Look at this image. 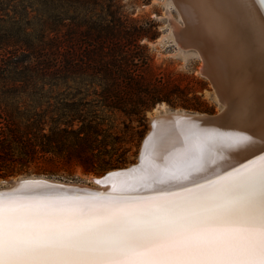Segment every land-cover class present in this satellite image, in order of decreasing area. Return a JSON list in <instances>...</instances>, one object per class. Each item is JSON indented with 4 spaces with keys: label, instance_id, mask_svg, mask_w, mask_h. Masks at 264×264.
Returning a JSON list of instances; mask_svg holds the SVG:
<instances>
[{
    "label": "trees",
    "instance_id": "obj_1",
    "mask_svg": "<svg viewBox=\"0 0 264 264\" xmlns=\"http://www.w3.org/2000/svg\"><path fill=\"white\" fill-rule=\"evenodd\" d=\"M143 33L115 0H0V178L31 168L50 173L37 167L45 160L76 162L96 175L125 164L97 160L109 142L95 112L84 113L93 101H61L62 110L46 125L45 90L71 82L66 89L82 94L88 87L102 108L138 122L157 102L174 107L175 88L152 73L147 48L139 43ZM194 99L181 98L179 105L205 110Z\"/></svg>",
    "mask_w": 264,
    "mask_h": 264
},
{
    "label": "snow or ice",
    "instance_id": "obj_2",
    "mask_svg": "<svg viewBox=\"0 0 264 264\" xmlns=\"http://www.w3.org/2000/svg\"><path fill=\"white\" fill-rule=\"evenodd\" d=\"M160 171L150 195L0 191V264H264V154L215 179Z\"/></svg>",
    "mask_w": 264,
    "mask_h": 264
},
{
    "label": "bare ground",
    "instance_id": "obj_3",
    "mask_svg": "<svg viewBox=\"0 0 264 264\" xmlns=\"http://www.w3.org/2000/svg\"><path fill=\"white\" fill-rule=\"evenodd\" d=\"M169 2L182 27L175 37L177 28L170 21L173 39L179 49H191L199 57V72L223 105L220 112L212 114L217 117L173 110L155 114L150 118L152 129L142 142L141 163L108 182L88 185L27 176L11 179L18 181L14 188L47 185L62 195L81 197L114 195L121 190L127 195H150L145 178L157 173L153 178L163 179L167 174L160 170L164 168L176 175L200 168L201 174L215 179L264 154V54L259 48L264 0ZM188 155L193 159H187ZM10 187L5 184L0 191Z\"/></svg>",
    "mask_w": 264,
    "mask_h": 264
},
{
    "label": "rangeland",
    "instance_id": "obj_4",
    "mask_svg": "<svg viewBox=\"0 0 264 264\" xmlns=\"http://www.w3.org/2000/svg\"><path fill=\"white\" fill-rule=\"evenodd\" d=\"M115 1L126 18L135 20V22L143 25L144 33L139 43L144 44L147 48L146 52L150 57L149 65L152 73L159 76L160 80L171 83L175 88L171 94V100L175 106L171 107L165 101L157 102L145 112L144 119L138 122L133 115H126L118 110L102 108L99 102L95 103L98 97L91 94L88 87L89 91H84L82 94H75L71 88L66 89L65 85L68 87L74 86L71 82H68L64 83L65 85H57L51 90H45L48 91L45 93V108L48 107L45 120L46 125H51L49 116H55L57 112L62 110L58 103L63 100L69 98L78 100L84 97L85 101H93V104L85 105L84 113L89 115L95 112L96 120L101 124L100 126L107 135L109 142L106 151L96 152L97 160L115 161L116 159H123L125 164L121 167H125L136 162L143 139L151 127L150 118L155 116V114L172 110L215 114L221 111L223 105L218 100L208 80L200 74L201 61L197 54L191 49L181 50L177 47L170 31V21H177L176 23H180V21H178L177 11L169 0ZM83 93H88L89 95ZM180 93L183 97L178 96ZM194 96L198 98V103L205 110H189L179 105L181 98L195 103ZM22 100L28 103L27 97L22 96ZM48 104L51 105L48 106ZM45 129L47 130V126H45ZM39 165L45 167V170H49L50 173H35L31 168L26 174L0 178V186L3 185V181L27 176H42L95 185L91 180L101 175H96L92 172L86 173L82 166L76 162L66 165L59 160H45V163H38L37 167Z\"/></svg>",
    "mask_w": 264,
    "mask_h": 264
},
{
    "label": "water",
    "instance_id": "obj_5",
    "mask_svg": "<svg viewBox=\"0 0 264 264\" xmlns=\"http://www.w3.org/2000/svg\"><path fill=\"white\" fill-rule=\"evenodd\" d=\"M172 21V20H171ZM173 23L175 24V26H176V28L177 29H175L174 30V35H175V37H178V32L180 31V29L182 28L181 26H180V23H176V22H174L173 21ZM201 71H205V69H204V66L202 65V67H201ZM205 74V73H204ZM227 109V106H226V108H225V110ZM203 114H206V113H203ZM208 115V118H214V117H217V115H215V116H213L212 114H207ZM193 118V117H192ZM198 120H200V119H198ZM152 125V124H151ZM151 129H152V127H151ZM141 149H142V145H141V148H140V152H139V154H138V156H137V159H136V162L135 163H133V164H129V165H127V166H125V167H121V168H115V169H110V170H108V171H106V172H104L103 174H101L99 177H97V178H94L93 179V182H96V183H98V184H101L103 181H110V180H112V179H116V178H118L119 176H121V175H123V174H125V173H127L133 166H137V165H139L140 163H141V160H142V158H141ZM18 181H13V180H11V179H9V180H6V181H3V185H11V187L10 188H14V187H17V186H14V184L15 183H17ZM2 185V186H3ZM23 186H24V184H23Z\"/></svg>",
    "mask_w": 264,
    "mask_h": 264
}]
</instances>
